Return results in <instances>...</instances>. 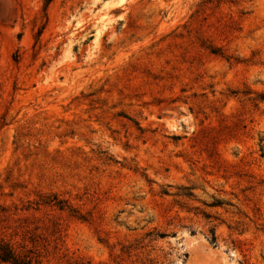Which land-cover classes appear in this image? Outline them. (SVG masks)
<instances>
[{
  "label": "rangeland",
  "instance_id": "obj_1",
  "mask_svg": "<svg viewBox=\"0 0 264 264\" xmlns=\"http://www.w3.org/2000/svg\"><path fill=\"white\" fill-rule=\"evenodd\" d=\"M2 243L264 264V0H0Z\"/></svg>",
  "mask_w": 264,
  "mask_h": 264
},
{
  "label": "trees",
  "instance_id": "obj_2",
  "mask_svg": "<svg viewBox=\"0 0 264 264\" xmlns=\"http://www.w3.org/2000/svg\"><path fill=\"white\" fill-rule=\"evenodd\" d=\"M0 261L8 264H31L30 260L19 255L9 243L0 244Z\"/></svg>",
  "mask_w": 264,
  "mask_h": 264
},
{
  "label": "bare ground",
  "instance_id": "obj_3",
  "mask_svg": "<svg viewBox=\"0 0 264 264\" xmlns=\"http://www.w3.org/2000/svg\"><path fill=\"white\" fill-rule=\"evenodd\" d=\"M124 0H120V3H122ZM108 13L104 12L100 15L96 16L95 19V35L99 38L101 34L103 33V30L106 28L107 23L105 22V19L107 18ZM94 17V16H93Z\"/></svg>",
  "mask_w": 264,
  "mask_h": 264
}]
</instances>
